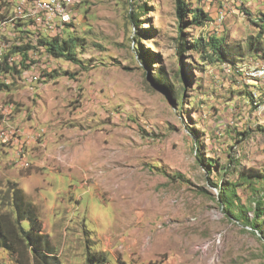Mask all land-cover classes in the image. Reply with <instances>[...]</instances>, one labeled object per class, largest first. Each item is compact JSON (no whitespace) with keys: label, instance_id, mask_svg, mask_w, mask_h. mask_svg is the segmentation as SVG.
Returning a JSON list of instances; mask_svg holds the SVG:
<instances>
[{"label":"rangeland","instance_id":"obj_1","mask_svg":"<svg viewBox=\"0 0 264 264\" xmlns=\"http://www.w3.org/2000/svg\"><path fill=\"white\" fill-rule=\"evenodd\" d=\"M18 1L0 0V57L31 41ZM188 3L209 21L181 43L174 0H80L60 35L76 63L38 48L0 75V191L36 207L50 264H264V87L246 75L264 0ZM209 37L235 69L192 48Z\"/></svg>","mask_w":264,"mask_h":264},{"label":"trees","instance_id":"obj_2","mask_svg":"<svg viewBox=\"0 0 264 264\" xmlns=\"http://www.w3.org/2000/svg\"><path fill=\"white\" fill-rule=\"evenodd\" d=\"M174 4L175 16L179 24V41L184 43L183 32L185 28L189 26L202 28L209 21L208 15L200 8H191L188 0H174ZM30 23L27 28L28 32H30L28 35L31 41L19 46H13L10 51L1 57L0 75H8L12 71L20 73L22 66H25L22 62L28 59V54L31 51L35 52L38 48H43L46 54L53 58H64L68 62H77L76 41L74 39L61 40L60 35L63 33L57 35L48 33L35 35L30 30ZM69 26L71 24L65 25V27ZM207 46L211 50V57L209 58H211L212 62L222 60L223 63L228 64L232 68L234 67L233 61L229 59V53L224 48L223 39L209 37L204 44L202 40L194 41L192 48L201 49L202 52H205ZM181 50L184 51V49ZM161 90L164 89L161 88ZM164 91L166 92V88ZM206 165L209 168L212 167V163L209 160L206 161ZM248 171L251 172L250 169ZM256 173V175L246 177L253 179L263 178L259 172ZM239 177L243 179L244 174L240 173ZM227 194L228 190L225 187L218 193V202L225 208L230 206ZM260 214V212H257L255 218H258ZM25 223L28 226L27 228L23 226ZM0 249L14 257L16 264H50V260H52L50 242L48 236L44 234L43 223L38 211L15 183H7L4 189L0 191Z\"/></svg>","mask_w":264,"mask_h":264},{"label":"built area","instance_id":"obj_3","mask_svg":"<svg viewBox=\"0 0 264 264\" xmlns=\"http://www.w3.org/2000/svg\"><path fill=\"white\" fill-rule=\"evenodd\" d=\"M80 4V0H19L15 6V16L18 18H28L31 22L30 30L33 34L43 33L61 34L65 25L71 24L75 20V7ZM218 22L225 18L224 12L218 13ZM4 23H0L3 29ZM2 57V56H1ZM0 57V59H1ZM19 59V58H18ZM225 67L235 69L224 64ZM242 70V68H240ZM249 79L258 82L264 87V61L246 71ZM37 81L36 77L30 81Z\"/></svg>","mask_w":264,"mask_h":264},{"label":"crops","instance_id":"obj_4","mask_svg":"<svg viewBox=\"0 0 264 264\" xmlns=\"http://www.w3.org/2000/svg\"><path fill=\"white\" fill-rule=\"evenodd\" d=\"M2 252H6V251H4V250L0 249V253H2Z\"/></svg>","mask_w":264,"mask_h":264}]
</instances>
